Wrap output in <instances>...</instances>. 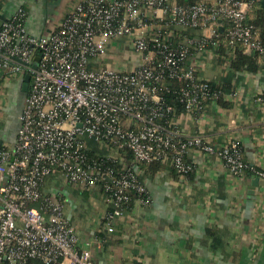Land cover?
<instances>
[{
  "label": "built area",
  "instance_id": "1",
  "mask_svg": "<svg viewBox=\"0 0 264 264\" xmlns=\"http://www.w3.org/2000/svg\"><path fill=\"white\" fill-rule=\"evenodd\" d=\"M252 5L79 0L45 36L28 32L26 6L6 18L0 12V107L8 83L23 84L30 75L15 142L0 145V264H97L94 247L102 239L81 240L64 198L44 190L54 173L76 188L107 194L114 206L106 215L108 232L124 213L129 188L142 194V204L152 202L146 181H139L140 163L169 162L186 177L216 159L237 188L250 174L264 183V165L245 159L238 134L220 139L190 131L210 121L212 105L224 111L221 101L242 108L243 87L214 88L201 70L216 57L207 40L217 45L220 28L231 45L264 55L256 28L247 22ZM172 26H200L207 34L175 47ZM168 94L183 111L167 101ZM254 99L264 106V80ZM230 124H236L234 117ZM90 141L107 154L91 155Z\"/></svg>",
  "mask_w": 264,
  "mask_h": 264
},
{
  "label": "crops",
  "instance_id": "2",
  "mask_svg": "<svg viewBox=\"0 0 264 264\" xmlns=\"http://www.w3.org/2000/svg\"><path fill=\"white\" fill-rule=\"evenodd\" d=\"M78 1L0 0V12L6 18L19 6H26L28 32L45 36ZM201 32L207 34L206 30ZM228 58L226 56L221 63L210 60L202 68V74L211 81L226 84ZM238 76L237 81L232 77L231 82L244 88L242 108L235 109L233 103L227 102L229 105L224 106V111L216 112L212 105L210 121L193 125L190 131L196 133L202 129L220 139L238 134L245 159L264 165V106L254 99L258 83L264 80V71L240 72ZM11 83H17L22 90L21 82ZM2 109L3 105L0 122L5 117ZM21 111L16 114L15 132L3 136L0 132V145L14 144ZM232 117L236 119L235 125L230 124ZM197 160L201 162V157ZM140 173L143 174L142 170ZM145 177L152 200L150 206L134 221L135 225L121 223L125 236H121L119 244L106 251L101 245L94 247L97 264H133L135 261L140 264H264V183L258 179L255 184L257 176L248 175L243 187L237 188L221 161L207 159L198 165L192 182L169 167ZM44 190L59 193L64 198L66 213L72 218L81 240L100 238L98 233L105 228L108 205L99 189L83 193L63 180L52 179ZM176 192H184L186 198ZM140 224H144V228L138 230ZM116 228L119 229L120 224ZM218 237L222 245L218 244Z\"/></svg>",
  "mask_w": 264,
  "mask_h": 264
},
{
  "label": "trees",
  "instance_id": "3",
  "mask_svg": "<svg viewBox=\"0 0 264 264\" xmlns=\"http://www.w3.org/2000/svg\"><path fill=\"white\" fill-rule=\"evenodd\" d=\"M176 1L178 5L180 6H191L194 4L201 3L205 0H176ZM247 1H253V5L248 11L247 22L249 24H252L256 28L258 32V36H257L258 40L262 44H264V2H263L264 0H258V1L257 0H247ZM27 16L28 14L26 15V17ZM169 30L173 31L172 45L175 47H178L179 45H181L182 42H184L182 40L185 38L187 39L188 38H194V39L198 38L199 40L204 39V35L201 32L204 29H202L200 26H188V27L187 26L186 27L172 26L170 27ZM216 40L218 44L215 46L210 43L211 40L210 41L207 40L208 42L207 48L211 49L214 53H216V57L214 60H217L218 63H221L222 61H224L226 56H229L228 58L229 59V70H228L229 76L227 77L226 84L211 81V84L214 88H221L224 91H230L234 89L235 87H237L236 85L232 84L231 78L233 77V80L236 78V81H237L239 77L238 73L248 72V73L256 74L260 71H264V63H263L264 55L257 53V52H254V53L246 52L245 47L243 46L242 43L231 45L229 41L227 40V38L225 37V32H223L222 30L220 31L218 30V36ZM197 44L198 43H195L194 46H196ZM171 84L177 85L173 83ZM166 96H167V101L174 104L178 112L183 111L184 106L181 103H179V101L174 96L170 94ZM221 103L223 107L227 106L228 104L227 102H224V101H221ZM90 146H91V150L89 151L91 155H94L95 152H99V154L103 156V155H106L108 152L107 149L105 148L99 149L95 142L91 144V141H90ZM123 153L125 154L127 160L131 162V160L133 159L131 151L125 150ZM110 164L111 162L106 163V165H110ZM138 165H139V169H141L143 172V174L139 173V181H142V180L145 181L146 175L152 176L153 174H155L156 171L166 169L167 167H169L171 171L177 173L176 169L172 165H170L169 162L163 163L160 161H152V162L140 163ZM115 166L116 168L121 167V165L119 164H115ZM194 174H195L194 172L188 173L187 175H185L186 177L184 178L187 181L192 182L194 178ZM52 179L53 180L54 179L63 180L64 183L67 182L65 181L61 173H54L46 178L44 186L46 185L48 180H52ZM93 190L94 189H79L78 188V191L83 192V193L92 192ZM101 192H102L101 194L103 195L105 194L103 191ZM126 193L128 195V199L122 204V210H124V213L116 218V225L120 224V228L119 229L116 228L112 232H108L106 228H103L102 231L98 233L99 234L98 236H100V238L102 239L101 247L104 249V251H106L107 248L113 245L119 244V242L121 241V236H125V232L123 233L121 231V227L123 226L121 225V223H123L124 225H129V226L131 224L135 225L134 221L138 220V218L144 214L145 210H147V208L151 204V203L149 205L142 204L140 202V197L142 196V194L138 192L136 189L129 188ZM176 193L181 196L184 192H176ZM182 198H186L184 194ZM107 205H108V209H107V213H108L109 211L111 212L113 210L114 206L108 201H107ZM106 215L104 218V223L106 222ZM141 228L142 229L144 228V224H140V227L138 228V230ZM218 244L222 245V239L220 237H218ZM26 264H41V262L39 260H32V261L27 262ZM133 264H140V262L135 261L133 262Z\"/></svg>",
  "mask_w": 264,
  "mask_h": 264
},
{
  "label": "rangeland",
  "instance_id": "4",
  "mask_svg": "<svg viewBox=\"0 0 264 264\" xmlns=\"http://www.w3.org/2000/svg\"><path fill=\"white\" fill-rule=\"evenodd\" d=\"M23 94L20 91L17 83H8L6 87V94L2 99L3 101V112L5 117H3L0 122V132L1 136L5 134H12L15 132V126L17 123L16 114L23 107Z\"/></svg>",
  "mask_w": 264,
  "mask_h": 264
},
{
  "label": "water",
  "instance_id": "5",
  "mask_svg": "<svg viewBox=\"0 0 264 264\" xmlns=\"http://www.w3.org/2000/svg\"><path fill=\"white\" fill-rule=\"evenodd\" d=\"M264 2V1H263ZM1 21H0V25H1ZM223 28H220V30H222ZM29 80H30V75L28 74V75H26L25 76V80H24V83H23V86H22V89H23V91H27L28 90V86H29ZM258 177L256 178V181H255V184L257 183V181H258Z\"/></svg>",
  "mask_w": 264,
  "mask_h": 264
},
{
  "label": "flooded vegetation",
  "instance_id": "6",
  "mask_svg": "<svg viewBox=\"0 0 264 264\" xmlns=\"http://www.w3.org/2000/svg\"><path fill=\"white\" fill-rule=\"evenodd\" d=\"M20 90H21V87H20ZM22 90H23V89H22ZM22 90H21V92H22V94H23L25 91H22Z\"/></svg>",
  "mask_w": 264,
  "mask_h": 264
}]
</instances>
